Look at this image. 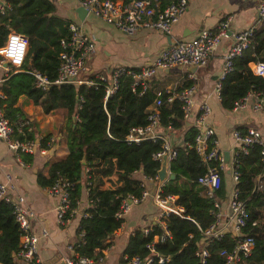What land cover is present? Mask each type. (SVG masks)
<instances>
[{
  "label": "trees",
  "instance_id": "16d2710c",
  "mask_svg": "<svg viewBox=\"0 0 264 264\" xmlns=\"http://www.w3.org/2000/svg\"><path fill=\"white\" fill-rule=\"evenodd\" d=\"M176 1L161 0L162 6ZM5 3L6 7L0 8V47L10 32L24 36L29 46L21 69L14 71L15 74L12 73L0 85V108L14 128L19 119H23L22 112L16 107L21 95L41 105L45 114L55 110L67 113V156L50 165L47 176L38 174L37 181L39 186L47 188L59 178L71 184V208L78 209L80 180L85 173L88 208L83 210L84 216L78 229V234L83 236L74 250L79 256L97 261L102 257V251L109 247L106 242L108 237L122 225V218L115 216L122 200L127 195L141 196L143 189L134 174L142 172L146 177H154L160 169V163L154 161L153 156L161 150V141L125 143L131 127L147 124L148 108L156 100V92L147 90L139 95L141 89L136 87L133 93V80L126 74L119 77L117 91L107 99L99 77L89 80L96 86L66 84L41 92L34 87L30 73L40 72L50 80L55 79L60 63V44L70 36V22L50 16L54 8L49 0H5ZM253 62L264 64V23L254 30L248 50L234 61L232 71L221 82L220 104L223 110L231 111L234 103L249 92L264 93L263 80L250 71L249 64ZM166 99L167 95L163 92L159 108L161 126L165 128L170 123L172 132L182 131L185 145L175 148L177 156L169 165L175 179L163 184L161 194L176 196V203L183 209V214H171L164 219L171 238L163 244H156L155 250L161 257L168 258L163 264H200L196 252L203 248L209 253L205 264H224L220 251L231 250L236 240L224 236L221 240L209 241L202 234L213 222L215 199L209 198L206 190L196 183L205 172L200 157L189 148L197 131L184 120L181 104L177 100L167 104ZM260 151L261 147L253 146L247 155L238 157L240 177L236 190L241 201L250 203L244 232L254 239L252 254L242 259L240 264H264V164ZM113 176L117 177V181L112 182V187L102 189L103 180ZM258 176L262 189L255 191ZM225 192L222 180L216 197L222 198ZM253 223L255 226H251ZM151 229L148 235L136 231L130 237L123 257L147 258L150 253L146 245L163 233L158 224ZM20 237L18 224L12 216V206L1 201L0 264H21L16 257ZM153 264H158L156 259Z\"/></svg>",
  "mask_w": 264,
  "mask_h": 264
},
{
  "label": "built area",
  "instance_id": "2783aa9c",
  "mask_svg": "<svg viewBox=\"0 0 264 264\" xmlns=\"http://www.w3.org/2000/svg\"><path fill=\"white\" fill-rule=\"evenodd\" d=\"M80 7L86 10L87 14L92 15L105 23L113 24L118 30L126 35H134L143 30L158 32L164 36L171 37L172 28L177 24L181 16L187 10L186 0H177L176 2L162 6L161 0H129L128 2H118L112 0H75ZM6 7L5 0H0V8ZM230 17L221 18L216 28L211 30H200L193 39L189 41L173 40L171 44L162 50L159 56L152 64L141 68L139 71L128 70L125 68H114L108 78L99 77L100 85L105 89V99L115 94L119 86V77L126 74L132 78L133 83L131 90L136 92L139 87V95L148 90V83L159 71L169 70L172 68H204L207 66L211 57L218 50L223 40L229 41V46L223 56L221 70L214 84L213 92L215 98L220 102V90L222 80L232 71V65L250 45V38L254 30L264 23V0H260L257 7V19L255 25L249 29L239 32L230 31ZM70 36L67 40L61 41V53L59 55L60 63L57 68L55 79L50 80L40 72H32L34 87L41 92H47L53 86L66 84H79L77 82L79 75L84 70L86 60L96 52L95 43L85 35L80 27L74 23L69 24ZM18 37V44L23 43L24 48L21 52L18 48L10 46V38ZM28 40L15 32H10L3 46L0 47V85L14 72L21 69L28 53ZM9 52L12 55H9ZM21 55L19 63L16 62V56ZM251 73L259 77L264 82V64L253 62L249 64ZM191 81L196 80L192 75L188 76ZM88 86H96L94 82L88 81ZM167 95L166 103L171 104L177 100L181 104V110L185 121H192V125L197 131L193 145L189 146L200 157L205 166L203 175L197 178L196 183L206 190L209 198H214V211L212 212V224L202 232L203 236L209 241L221 240L227 232L236 235V243L231 250L220 251V257L223 258L224 264H240L242 259L249 257L254 249L253 237L244 232L248 223L247 208L250 203L243 202L239 199L236 185L238 184L240 174L237 171L238 157L247 155L253 146L261 147V162L264 164V137L259 130L246 128H233L231 130V140L233 150L230 153L229 160L225 161L224 153L220 149L218 139L214 129L209 124L211 116V107L208 102L203 101L194 111L195 95L197 86L192 83L190 86L183 88L177 94L165 92ZM162 91L157 92L156 100L148 108L147 124L145 126L131 127L125 137V143L128 145L139 144L143 141H161V150L153 156L154 161H160L165 156L168 166L176 158L177 152L172 148L164 137L165 134L172 132V126L169 123L162 128L160 123V111L162 106ZM211 93L208 94V98ZM0 98L2 95L0 94ZM251 108V112L264 116V93L249 92L244 98L236 101L231 112H244ZM29 131L24 130L23 125L15 127L6 118L3 110L0 108V141L4 143L8 150L16 155L19 164L23 165V156L33 155L35 152L34 140L27 138ZM17 135L22 136L20 139ZM185 145V144H184ZM228 169L233 189L227 199L226 211L221 208V203L216 192L222 186L223 173ZM169 171V168H168ZM170 173V171H169ZM11 178L6 177L5 183H0V202L12 206V216L18 224L21 232L19 239V249L16 257L21 264H36L38 262V244L39 238L47 237V232L42 230L41 235L37 236L32 232L31 222L36 218L33 210L29 209L24 200L17 195L14 198L12 194L13 186ZM141 187L143 189L140 197L127 195L121 202L116 218L121 219L130 207L138 205L144 200L150 198L158 208L159 214L156 217L152 227L158 224L162 229L160 236H155L153 241L146 245L150 255L143 260L138 256L124 257L126 264H153L157 260L158 264L168 261V258L161 257L155 250L156 244H163L171 238L164 219L174 214L181 216L183 209L176 203L177 197L174 195H162L161 188L163 184L159 182L158 175L146 177L141 174ZM260 176L256 178L255 191H260ZM73 191L72 185L57 179L54 184L47 188L49 197L56 201V218L60 226L68 223V220L78 215L77 208H71L70 192ZM84 216V215H81ZM255 226V223L251 224ZM142 230L144 235L151 232V228ZM79 229V228H78ZM80 240L82 234H78ZM78 242L69 247L73 256L66 258V264H93L94 260L75 253V247ZM196 257L200 264H205L209 253L206 249L196 252ZM99 261L102 259L99 258Z\"/></svg>",
  "mask_w": 264,
  "mask_h": 264
},
{
  "label": "crops",
  "instance_id": "0c3cea01",
  "mask_svg": "<svg viewBox=\"0 0 264 264\" xmlns=\"http://www.w3.org/2000/svg\"><path fill=\"white\" fill-rule=\"evenodd\" d=\"M54 8L50 16L64 19L80 27L82 32L95 43L96 52L89 57L84 65V70L78 77L79 84H86L96 77L110 76L114 68H125L139 71L141 68L152 64L160 52L166 49L173 40L189 41L196 37L200 30L213 31L219 20L230 17V31L239 32L255 25L257 19V7L260 0H186L187 10L181 16L179 22L172 28L171 37L158 32L147 30L139 31L134 35H126L113 24L105 23L92 16L85 15L82 20L76 13L80 6L75 0H49ZM128 2L126 0H115ZM229 46V41L223 40L218 50L204 68H172L159 71L148 83V90L154 92H171L177 94L189 83H195L197 93L195 95V107L203 101L211 107L209 124L215 131L220 149L230 156L233 150L231 130L256 129L264 137V121L256 119L253 115H243L236 127L235 120L228 111L222 109L220 102L213 92L214 84L218 78L222 66L223 56ZM32 73V72H31ZM30 73V74H31ZM15 74V73H13ZM12 75V74H11ZM10 75V76H11ZM192 75L196 80L191 81ZM211 97L208 98V94ZM16 107L23 114L16 127L23 125L24 130L34 140L36 150L33 155L23 156V165L19 164L16 155L8 150L0 141V183L6 182V177L11 178L13 186L12 194L16 198L19 195L24 204L36 215L31 222V229L37 236L42 230L47 232V237H40L36 264H63L66 258L72 257L69 247L80 241L78 228L81 220L80 212L88 208V188L85 184V173L80 180L81 192L78 204V215L68 220L63 226L58 225L56 218V201L47 194V187L38 184V174L47 176L50 165L66 158L68 153L66 126L68 115L63 110H55L45 114L41 105L21 95ZM194 115L192 117L193 121ZM192 121L189 123L191 124ZM255 123L256 127H248ZM172 148L183 147V132H171L164 135ZM44 144V145H43ZM142 172L134 174V178L141 179ZM225 185V196L218 197L221 208L226 211L227 199L234 187L228 169L222 175ZM102 189L112 187V182L117 181L113 176L109 180L104 179ZM159 214L158 208L148 198L138 205H132L129 211L122 217V225L108 237L109 247L102 251L101 261L93 264H126L123 252L131 236L136 231L152 227ZM226 236L235 239L236 235L227 232ZM13 256H15L13 254Z\"/></svg>",
  "mask_w": 264,
  "mask_h": 264
},
{
  "label": "water",
  "instance_id": "95a60500",
  "mask_svg": "<svg viewBox=\"0 0 264 264\" xmlns=\"http://www.w3.org/2000/svg\"><path fill=\"white\" fill-rule=\"evenodd\" d=\"M76 13L78 14L79 18L82 20V18L87 15V12L85 9H83L82 7L79 8V10L76 11ZM193 69H196L195 67H193ZM224 159L225 161H228L229 160V155L227 153H224ZM84 164V162H83ZM168 163H167V158L164 156L162 158V160L160 161V169L159 171L157 172V175H158V179H159V182L161 184H164L166 183L167 181L169 180H174L175 179V175L169 173L168 171ZM80 215H83V211L80 212ZM63 264H66L65 262Z\"/></svg>",
  "mask_w": 264,
  "mask_h": 264
},
{
  "label": "rangeland",
  "instance_id": "374dc122",
  "mask_svg": "<svg viewBox=\"0 0 264 264\" xmlns=\"http://www.w3.org/2000/svg\"><path fill=\"white\" fill-rule=\"evenodd\" d=\"M230 114H231V116H232V120H235L236 121V123L234 124V127H236L237 125H239L240 123H238L239 122V120L241 119V117L243 116V115H253V116H255V118L258 120V119H260L261 121H264V116H262V115H260V114H255V113H252L251 112V108H249L248 110H246V111H244V112H237V113H234V112H231V111H228ZM248 127H256L257 126V124H255V123H251V124H248L247 125Z\"/></svg>",
  "mask_w": 264,
  "mask_h": 264
},
{
  "label": "clouds",
  "instance_id": "9594fccd",
  "mask_svg": "<svg viewBox=\"0 0 264 264\" xmlns=\"http://www.w3.org/2000/svg\"><path fill=\"white\" fill-rule=\"evenodd\" d=\"M18 40L19 38L18 37H11L10 38V46L13 47V48H18L21 52V55H22V50L24 48V44L21 42L18 44ZM9 55H12L11 52H9ZM21 55H17L16 56V62L19 63L20 59H21Z\"/></svg>",
  "mask_w": 264,
  "mask_h": 264
}]
</instances>
